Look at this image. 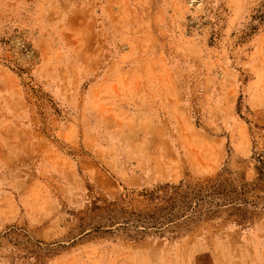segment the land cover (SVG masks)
<instances>
[{
	"label": "rangeland",
	"instance_id": "rangeland-1",
	"mask_svg": "<svg viewBox=\"0 0 264 264\" xmlns=\"http://www.w3.org/2000/svg\"><path fill=\"white\" fill-rule=\"evenodd\" d=\"M0 264H264V0H0Z\"/></svg>",
	"mask_w": 264,
	"mask_h": 264
},
{
	"label": "trees",
	"instance_id": "trees-1",
	"mask_svg": "<svg viewBox=\"0 0 264 264\" xmlns=\"http://www.w3.org/2000/svg\"><path fill=\"white\" fill-rule=\"evenodd\" d=\"M181 187V185H179V186H173L172 188L173 189H179Z\"/></svg>",
	"mask_w": 264,
	"mask_h": 264
}]
</instances>
